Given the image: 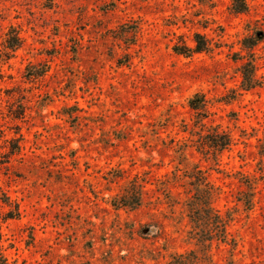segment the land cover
Listing matches in <instances>:
<instances>
[{
    "label": "rangeland",
    "instance_id": "1",
    "mask_svg": "<svg viewBox=\"0 0 264 264\" xmlns=\"http://www.w3.org/2000/svg\"><path fill=\"white\" fill-rule=\"evenodd\" d=\"M245 1L238 14L231 0H0L1 258L167 264L194 248L188 186L173 179L185 151L229 220L213 261L264 264V42L261 85L240 90L239 71L247 26L264 30V0ZM195 33L209 52L173 51ZM198 92L210 102L204 129L188 106ZM213 126L232 140L217 163L195 146ZM130 182L142 205L115 209Z\"/></svg>",
    "mask_w": 264,
    "mask_h": 264
},
{
    "label": "trees",
    "instance_id": "2",
    "mask_svg": "<svg viewBox=\"0 0 264 264\" xmlns=\"http://www.w3.org/2000/svg\"><path fill=\"white\" fill-rule=\"evenodd\" d=\"M232 10L238 14H244L248 11V6L245 0H231ZM247 35L243 39L244 55H241V65L239 68L241 74L240 90L249 91L261 85V81L257 76V64L254 53V48L261 42H264V30L256 24L248 25ZM258 33L259 35H255ZM192 46H187L184 43L175 45L173 51L185 57H190L194 54L207 53L211 50L210 43L204 35L195 33L193 35ZM20 43V38L16 33L9 38V48L17 49ZM47 72V68L40 73H36L35 78L42 77ZM34 76V75H32ZM235 98L240 95L236 91L232 92ZM188 106L193 112L194 127L207 128L205 121L211 116L210 102L201 92L195 93L188 101ZM230 135L221 130L218 126L208 127L206 133L200 134L195 142L196 152L204 156H213L215 162L219 161V157L223 151L231 145ZM19 152L20 147H15ZM13 150L11 153H14ZM185 151L179 153L180 163L176 167L173 179L177 183L187 185V192L190 196L187 197L183 208L189 222L188 241L194 248L170 256L167 264H216L211 255V245L213 241L219 243H227V225L229 220L224 218L217 211L213 202L216 199L218 189L213 188L203 176V172L198 170L196 166L190 165ZM181 173V174H179ZM181 185V186H184ZM247 209L252 205L251 195L247 201L243 203ZM142 205V191L140 185L136 182H130L123 192L113 201L115 209L136 210ZM155 225L143 226L140 230L143 232L145 228L152 230L150 227ZM158 230V229H157ZM0 264H8L5 259L0 257Z\"/></svg>",
    "mask_w": 264,
    "mask_h": 264
}]
</instances>
